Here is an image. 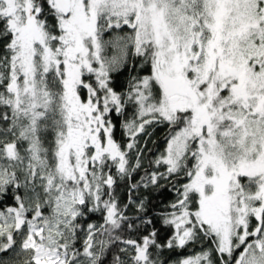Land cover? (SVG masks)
I'll return each instance as SVG.
<instances>
[{"label": "snow or ice", "instance_id": "1", "mask_svg": "<svg viewBox=\"0 0 264 264\" xmlns=\"http://www.w3.org/2000/svg\"><path fill=\"white\" fill-rule=\"evenodd\" d=\"M196 245L264 264V0H0V264Z\"/></svg>", "mask_w": 264, "mask_h": 264}, {"label": "trees", "instance_id": "2", "mask_svg": "<svg viewBox=\"0 0 264 264\" xmlns=\"http://www.w3.org/2000/svg\"><path fill=\"white\" fill-rule=\"evenodd\" d=\"M114 77H118V82L122 86H126L127 83V75H121L120 73H115ZM122 90V89H121ZM131 115V111L129 112ZM168 128L166 125H161L156 127L150 137H146L148 140V148L151 149L149 156H154L160 152H163L164 148L166 147L165 138L168 135ZM116 137L118 140L123 141L125 139L123 130L118 128ZM123 193V189H121ZM175 193L169 191L168 189L161 190L160 192H153L150 195V207H149V216H158L161 211L165 210V205L170 201L174 200ZM123 199V195H122ZM154 223L156 224L157 228H160V239L161 242L164 243L170 237L171 228L162 226L159 222V219H155ZM201 250L199 245L194 247H187L185 249H176V250H168L164 249L160 253L159 258L164 262V264H175V261L178 259H182L186 256H192L198 253ZM0 258H7L4 254H0Z\"/></svg>", "mask_w": 264, "mask_h": 264}]
</instances>
